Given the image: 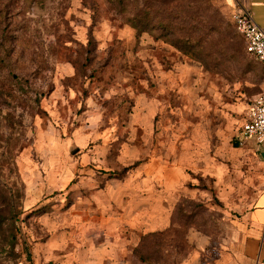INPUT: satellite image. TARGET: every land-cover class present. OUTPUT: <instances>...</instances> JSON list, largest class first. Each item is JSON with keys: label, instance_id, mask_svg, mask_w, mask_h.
<instances>
[{"label": "rangeland", "instance_id": "374dc122", "mask_svg": "<svg viewBox=\"0 0 264 264\" xmlns=\"http://www.w3.org/2000/svg\"><path fill=\"white\" fill-rule=\"evenodd\" d=\"M120 2L0 0V264H81L126 234L131 264H187L232 242L264 186L234 142L264 63L233 6L186 0L197 29L176 46Z\"/></svg>", "mask_w": 264, "mask_h": 264}, {"label": "crops", "instance_id": "0c3cea01", "mask_svg": "<svg viewBox=\"0 0 264 264\" xmlns=\"http://www.w3.org/2000/svg\"><path fill=\"white\" fill-rule=\"evenodd\" d=\"M233 8L243 7L252 13L255 23L264 30V0H227ZM248 109V108H247ZM247 114V112H246ZM235 142V141H234ZM236 144V142H235ZM253 154H258L260 161L257 163L264 168V144L249 142L239 147ZM139 230L142 233L160 230L165 227V220L157 216L146 223L141 222ZM133 228L130 230L132 231ZM131 234V233H130ZM130 236L122 240L119 252L110 253H85L81 257V264H131L133 258V239ZM149 264H159L151 262ZM187 264H264V186L253 196L249 209L243 215V220L238 224L233 240L228 245L211 254L208 250L196 251L191 254Z\"/></svg>", "mask_w": 264, "mask_h": 264}, {"label": "built area", "instance_id": "2783aa9c", "mask_svg": "<svg viewBox=\"0 0 264 264\" xmlns=\"http://www.w3.org/2000/svg\"><path fill=\"white\" fill-rule=\"evenodd\" d=\"M231 19L246 52L264 63V30L255 23L252 13L243 7H234ZM234 141L239 147L249 142L264 144V91L253 97Z\"/></svg>", "mask_w": 264, "mask_h": 264}, {"label": "trees", "instance_id": "16d2710c", "mask_svg": "<svg viewBox=\"0 0 264 264\" xmlns=\"http://www.w3.org/2000/svg\"><path fill=\"white\" fill-rule=\"evenodd\" d=\"M120 3H122V0ZM185 6L186 0H140L139 5H134L140 12L129 17L127 21L138 33L153 29L167 30L172 34H174L176 30L182 31L183 34L175 38L174 43L178 46V42H180L185 46L188 44L191 34L197 29L195 25L191 24L194 17L187 14L188 11L185 9ZM150 9L158 13L151 17L145 12V10ZM195 18L197 17L195 16ZM187 20H189L188 24H186ZM200 41L199 37L197 43Z\"/></svg>", "mask_w": 264, "mask_h": 264}]
</instances>
